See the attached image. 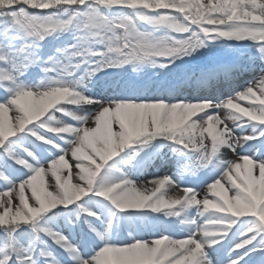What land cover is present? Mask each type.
Here are the masks:
<instances>
[{"label":"snow or ice","instance_id":"1","mask_svg":"<svg viewBox=\"0 0 264 264\" xmlns=\"http://www.w3.org/2000/svg\"><path fill=\"white\" fill-rule=\"evenodd\" d=\"M0 264H264V0H0Z\"/></svg>","mask_w":264,"mask_h":264},{"label":"rangeland","instance_id":"2","mask_svg":"<svg viewBox=\"0 0 264 264\" xmlns=\"http://www.w3.org/2000/svg\"><path fill=\"white\" fill-rule=\"evenodd\" d=\"M226 158H233V154L232 153H230V152H228V153H226ZM159 174H164V172L163 171H161ZM173 191H175V190H173Z\"/></svg>","mask_w":264,"mask_h":264}]
</instances>
